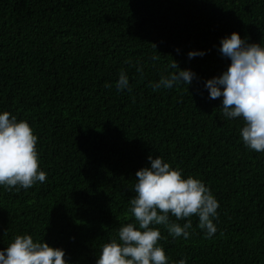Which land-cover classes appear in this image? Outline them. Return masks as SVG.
I'll return each mask as SVG.
<instances>
[{
	"label": "trees",
	"instance_id": "1",
	"mask_svg": "<svg viewBox=\"0 0 264 264\" xmlns=\"http://www.w3.org/2000/svg\"><path fill=\"white\" fill-rule=\"evenodd\" d=\"M234 31L264 46V0H0V113L29 123L46 173L28 189L0 185V250L31 235L70 264H96L135 223V174L152 155L219 204L211 238L196 215L169 213L191 220L187 239L152 226L168 264H264V152L205 87L230 65L220 47ZM174 60L191 84L155 88Z\"/></svg>",
	"mask_w": 264,
	"mask_h": 264
},
{
	"label": "clouds",
	"instance_id": "2",
	"mask_svg": "<svg viewBox=\"0 0 264 264\" xmlns=\"http://www.w3.org/2000/svg\"><path fill=\"white\" fill-rule=\"evenodd\" d=\"M179 51V49H177ZM220 53L229 58L227 70L206 81L211 99L223 97L222 112L226 118H242L240 135L243 143L256 152H264V46L247 43L237 32L221 40ZM203 51H189V58L203 56ZM171 67L177 71L161 77L155 88H172L183 82L191 84L195 73L180 69L174 60ZM110 86V85H106ZM117 89L128 87V78L121 73ZM130 90V89H129ZM37 136L24 120L4 111L0 113V185L28 189L46 180L40 170L36 149ZM149 167L139 169L134 185L135 196L130 200V213L135 223L120 227L118 237L105 243L96 264H168L164 249L158 246L161 233L153 225H164L169 235H190L192 222L181 226L170 222L169 213L177 220L199 218V228L206 238L217 231L213 219L219 207L217 199L205 184L193 177L184 178L160 157L149 155ZM138 225V227H137ZM0 264H70L62 248L47 242L34 241L31 235H17L4 250H0ZM179 264H186L181 259Z\"/></svg>",
	"mask_w": 264,
	"mask_h": 264
}]
</instances>
